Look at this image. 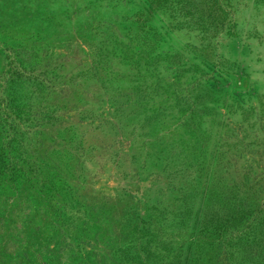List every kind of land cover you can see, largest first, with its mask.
I'll return each instance as SVG.
<instances>
[{
    "label": "rangeland",
    "instance_id": "obj_1",
    "mask_svg": "<svg viewBox=\"0 0 264 264\" xmlns=\"http://www.w3.org/2000/svg\"><path fill=\"white\" fill-rule=\"evenodd\" d=\"M0 264H264V0H0Z\"/></svg>",
    "mask_w": 264,
    "mask_h": 264
}]
</instances>
